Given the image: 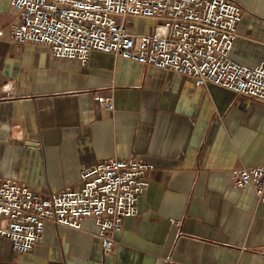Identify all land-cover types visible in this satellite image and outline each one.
<instances>
[{
    "label": "crops",
    "instance_id": "0c3cea01",
    "mask_svg": "<svg viewBox=\"0 0 264 264\" xmlns=\"http://www.w3.org/2000/svg\"><path fill=\"white\" fill-rule=\"evenodd\" d=\"M241 8L231 56L264 58V0ZM14 10L0 0V180L43 195L75 188L81 170L108 158L153 165L137 213L113 233L112 252L79 230L47 221L32 250L0 236V264H264V203L232 171L264 164V103L215 84L92 51L55 59L9 36ZM150 33V18H118ZM97 96H111L107 112Z\"/></svg>",
    "mask_w": 264,
    "mask_h": 264
},
{
    "label": "built area",
    "instance_id": "2783aa9c",
    "mask_svg": "<svg viewBox=\"0 0 264 264\" xmlns=\"http://www.w3.org/2000/svg\"><path fill=\"white\" fill-rule=\"evenodd\" d=\"M14 16L9 36L40 44L55 59L84 64L92 51L174 72L197 86L215 84L264 103V58L245 64L231 56L242 12L231 0H9ZM150 18V33H134L118 18ZM0 30V35H1ZM113 110L111 96H97ZM149 162L108 158L81 170L79 184L43 195L10 179L0 180V236L14 252L26 253L42 238L47 221L79 230L83 220L98 228L103 253L115 246L113 233L137 213L147 189ZM232 186H251L264 203V164L232 171Z\"/></svg>",
    "mask_w": 264,
    "mask_h": 264
}]
</instances>
